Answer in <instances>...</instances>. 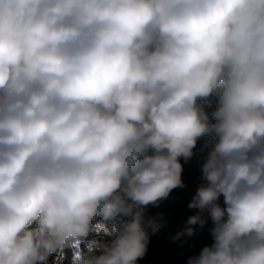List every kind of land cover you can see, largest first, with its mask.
Instances as JSON below:
<instances>
[{"label": "clouds", "instance_id": "obj_1", "mask_svg": "<svg viewBox=\"0 0 264 264\" xmlns=\"http://www.w3.org/2000/svg\"><path fill=\"white\" fill-rule=\"evenodd\" d=\"M204 137L173 239L264 264V0H0V264H137Z\"/></svg>", "mask_w": 264, "mask_h": 264}, {"label": "trees", "instance_id": "obj_2", "mask_svg": "<svg viewBox=\"0 0 264 264\" xmlns=\"http://www.w3.org/2000/svg\"><path fill=\"white\" fill-rule=\"evenodd\" d=\"M207 110L210 113L213 109L209 108ZM208 139V137H204L198 140L196 147L193 149V156L187 162L181 158L184 187L172 190L169 197L159 203L160 211L157 215L147 216L150 213L151 205L146 208L145 220H152L155 224L159 225V230L155 235L165 238L172 233L177 234L186 226L188 217L196 213L195 209L188 207V204L195 195V187L199 182L203 181L202 164L210 148V145L206 143ZM193 227L195 228L194 235L191 237L182 236L179 240L182 249L180 264H187L190 257L198 255L204 246L211 245L212 243L210 229L213 227V224L211 220H208L203 229L199 225ZM69 254L70 252L68 253V257ZM63 264H68L67 258ZM141 264H151L149 257H145Z\"/></svg>", "mask_w": 264, "mask_h": 264}, {"label": "rangeland", "instance_id": "obj_3", "mask_svg": "<svg viewBox=\"0 0 264 264\" xmlns=\"http://www.w3.org/2000/svg\"><path fill=\"white\" fill-rule=\"evenodd\" d=\"M206 183V181H201L194 189V193H196L199 186ZM221 205L223 204V197L220 198ZM160 211V207L152 206L150 209V213L147 216H155ZM195 211H197L195 209ZM176 236L175 233L171 235L161 238L158 235L150 236V243L148 245V251L146 255L138 260V263L141 264L142 260L145 257H149L151 264H180V254H181V243L179 240H174L173 238ZM71 256V252L69 257ZM64 262V261H63ZM137 263V264H138Z\"/></svg>", "mask_w": 264, "mask_h": 264}]
</instances>
